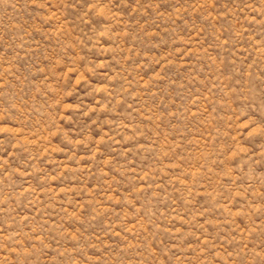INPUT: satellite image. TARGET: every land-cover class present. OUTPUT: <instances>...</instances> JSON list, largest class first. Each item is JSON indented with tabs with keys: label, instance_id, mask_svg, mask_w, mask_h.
<instances>
[{
	"label": "rangeland",
	"instance_id": "374dc122",
	"mask_svg": "<svg viewBox=\"0 0 264 264\" xmlns=\"http://www.w3.org/2000/svg\"><path fill=\"white\" fill-rule=\"evenodd\" d=\"M0 264H264V0H0Z\"/></svg>",
	"mask_w": 264,
	"mask_h": 264
}]
</instances>
